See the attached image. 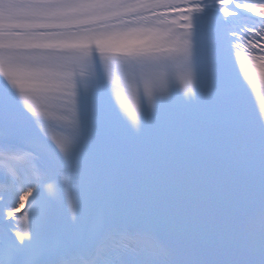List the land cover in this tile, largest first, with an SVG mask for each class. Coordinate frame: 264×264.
I'll use <instances>...</instances> for the list:
<instances>
[{"label": "snow or ice", "instance_id": "1", "mask_svg": "<svg viewBox=\"0 0 264 264\" xmlns=\"http://www.w3.org/2000/svg\"><path fill=\"white\" fill-rule=\"evenodd\" d=\"M0 264H264V0H0Z\"/></svg>", "mask_w": 264, "mask_h": 264}]
</instances>
